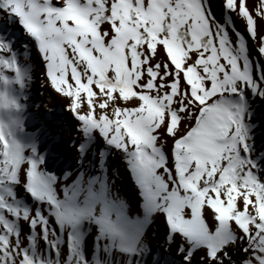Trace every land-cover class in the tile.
I'll list each match as a JSON object with an SVG mask.
<instances>
[{
	"label": "snow or ice",
	"instance_id": "snow-or-ice-1",
	"mask_svg": "<svg viewBox=\"0 0 264 264\" xmlns=\"http://www.w3.org/2000/svg\"><path fill=\"white\" fill-rule=\"evenodd\" d=\"M222 8L244 22L264 58V0H222ZM0 13L24 30L42 85L73 121L62 131L77 167L59 174L57 137L27 131V74L0 25V183L33 196L36 214L24 219L40 225L53 253L49 217L70 241L95 230L93 250L115 264H264V180L243 105L245 89L264 100V79L250 78L244 46L227 34L234 25L217 22L210 0H0ZM113 157L126 167L134 204L116 189ZM0 209L21 215L2 198ZM153 222L171 251H153ZM238 241L243 259L230 255ZM69 253L64 264H90L74 241ZM0 264L45 261L0 225Z\"/></svg>",
	"mask_w": 264,
	"mask_h": 264
},
{
	"label": "bare ground",
	"instance_id": "bare-ground-1",
	"mask_svg": "<svg viewBox=\"0 0 264 264\" xmlns=\"http://www.w3.org/2000/svg\"><path fill=\"white\" fill-rule=\"evenodd\" d=\"M210 2L212 4V10L215 13V18L219 24L224 25L227 23L229 25H234V27L228 28L227 34L233 39L234 43L244 46L241 55L248 61L246 66L250 78L255 79L259 77L264 79V58H261L257 51L256 42L249 37L248 32L245 30L244 22L237 18L235 14L225 13L222 8V0H210ZM229 16H231V19H229ZM0 17H2L0 18V25L7 30L5 35L11 40V46L16 59L28 78L27 90L30 96V100L28 101L30 106L25 113L27 117V131L36 134L39 129L44 128L55 135L57 139L54 142L62 153V155L58 157L56 171L59 174H63L65 171L72 173L77 167V155L73 151L72 143L69 140L67 132L62 131L63 129H68L73 123L72 118L66 112L65 102L62 98L53 94L50 89L42 85L43 71L41 59L30 39L25 36L24 30L19 23L15 20L9 22L7 14L4 13H0ZM261 32H264V24L257 20V34ZM236 36L240 37L239 41H236ZM9 75H11V73H9ZM244 93L245 98L243 105L246 109L247 127L250 131L249 147L251 149V156L257 161L258 166L264 167V100H262L260 96L254 95L253 91L249 89H245ZM49 95L52 96L51 103L46 99ZM261 95H264V90H262ZM36 103L40 104L39 109L31 106ZM46 108H52L54 111L49 114L45 111ZM72 135L75 136V133L73 132ZM45 142L47 147L52 146L53 141L48 140L47 136L42 137L40 141V143ZM112 161L113 167H117L120 172L119 177L115 181L116 189L134 204L135 193L129 182L125 165L115 157L112 158ZM74 178L73 176L71 179ZM0 198H2L8 208L18 210L21 213L18 217L19 223L14 230V234L18 233L19 235V243H30L33 246L39 245L35 253L38 254L45 263H53L56 254L51 250V243L46 246L45 242L42 241L43 239H40V225L37 224L34 230L30 229L28 223L24 219L25 214H29V218H31V215L36 214L37 203L33 196L25 192L24 187L19 183L5 182L0 183ZM40 208L42 210L43 205H40ZM15 217L17 216L4 209H0V225L12 227ZM48 224L50 229L53 230L52 235L49 236L50 241L52 237H55L57 248L63 247L60 256L62 261L65 256H69L70 254L69 251L64 248L63 244H66L67 248L70 249V243L74 241L73 236L76 242L83 246L82 253L89 254L91 262L97 261L98 248L96 246L95 250H93L92 246L95 230L87 234L76 231L72 233V241H70L68 232L63 228L57 227L56 221L52 220L51 217L48 218ZM148 236L150 237L153 251H155L157 246L160 247L162 252L171 251V249L165 245L164 234L158 223L153 222L149 225ZM238 243H240L242 249L246 246L245 242L238 241ZM101 253L103 256L105 251ZM238 253L244 252L243 250L234 251L230 253V255H238Z\"/></svg>",
	"mask_w": 264,
	"mask_h": 264
},
{
	"label": "rangeland",
	"instance_id": "rangeland-1",
	"mask_svg": "<svg viewBox=\"0 0 264 264\" xmlns=\"http://www.w3.org/2000/svg\"><path fill=\"white\" fill-rule=\"evenodd\" d=\"M258 174H259V178L264 180V167L262 166H258ZM19 216L15 217L14 219V224L12 227H10L14 233V230L17 226V224L19 223ZM45 235H47V233H45ZM73 239H74V244H75V248L76 249H79L81 251V254L90 262V264H115V256H109V257H105V254L102 256V251L100 250V246L97 245V248H98V252H97V261L96 262H91L90 261V258H89V254H83L82 253V249H83V246L82 245H79L77 242H76V239L75 237L73 236ZM50 240V239H49ZM33 241V240H31ZM44 242V240H42ZM21 245H23L25 248H27L26 250H29L33 253H35V250L39 247L36 246V245H32L30 243H20ZM30 245V246H29ZM64 248H66L68 251H69V248H67V245L66 244H63ZM247 246V245H246ZM245 246V247H246ZM31 247V248H30ZM85 247V245H84ZM62 248L63 247H59V252L55 253L56 254V258H55V261L53 263H45V264H64V260L62 261L60 256H61V253H62ZM242 250V248H241ZM36 254V253H35ZM244 255L245 253H238V255H232L234 258H238V259H243L244 258ZM69 259H71V256L69 254ZM121 264H123V261L121 260Z\"/></svg>",
	"mask_w": 264,
	"mask_h": 264
}]
</instances>
